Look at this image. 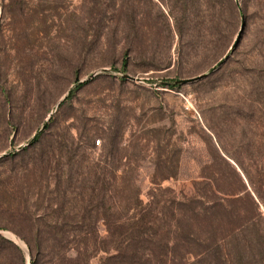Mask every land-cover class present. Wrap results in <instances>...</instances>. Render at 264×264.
Returning a JSON list of instances; mask_svg holds the SVG:
<instances>
[{"label": "rangeland", "instance_id": "rangeland-1", "mask_svg": "<svg viewBox=\"0 0 264 264\" xmlns=\"http://www.w3.org/2000/svg\"><path fill=\"white\" fill-rule=\"evenodd\" d=\"M91 1L0 0V264H50L130 183L145 203L220 156L264 167V0Z\"/></svg>", "mask_w": 264, "mask_h": 264}, {"label": "trees", "instance_id": "trees-1", "mask_svg": "<svg viewBox=\"0 0 264 264\" xmlns=\"http://www.w3.org/2000/svg\"><path fill=\"white\" fill-rule=\"evenodd\" d=\"M194 2L175 0L173 5ZM125 66L123 59V70ZM220 158L227 170L201 176L205 181L192 195L158 196L143 203L130 183L125 188L129 195L114 205L108 207L101 199V217L88 214L81 222L74 220L73 247L48 256L50 264H264V215L259 211V206L264 208V167L244 166L235 158L231 165ZM229 173L236 183L218 184V178L224 180ZM175 174L168 171L163 178ZM97 221L105 227L103 238L96 232ZM81 226L88 229L82 231ZM50 234L54 239L55 233ZM28 251L32 264L37 255L53 252Z\"/></svg>", "mask_w": 264, "mask_h": 264}, {"label": "water", "instance_id": "water-1", "mask_svg": "<svg viewBox=\"0 0 264 264\" xmlns=\"http://www.w3.org/2000/svg\"><path fill=\"white\" fill-rule=\"evenodd\" d=\"M243 25H244V22L243 21H241V27H240V31H239V34L237 35V38H236V40H235V42H234V44H233V46L232 47H234L235 45H236V43H237V41H238V38H239V36H240V33H241V31H242V29H243ZM225 58H226V56H225ZM224 58V59H225ZM214 69L215 68H213L212 70H211V72L212 71H214ZM204 76V75H203ZM203 76H200V77H198V78H194V79H190V80H181V81H179L178 83L179 84H188V83H192V82H194L195 80H198L199 78H201V77H203ZM125 79H132L130 76H128V75H124L123 76ZM48 119H49V117H48ZM41 129H43V127L41 128Z\"/></svg>", "mask_w": 264, "mask_h": 264}]
</instances>
